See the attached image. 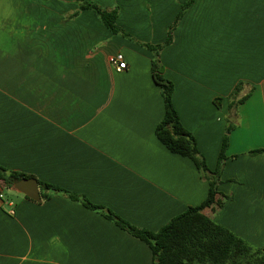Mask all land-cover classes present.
Here are the masks:
<instances>
[{"label": "crops", "instance_id": "1", "mask_svg": "<svg viewBox=\"0 0 264 264\" xmlns=\"http://www.w3.org/2000/svg\"><path fill=\"white\" fill-rule=\"evenodd\" d=\"M89 1L117 8L132 40L75 0H0V166L157 232L209 194L194 163L156 137L165 107L153 53L140 45L164 44L188 0ZM118 53L123 72L110 65ZM160 60L180 122L210 171L228 137L222 206L203 214L263 248L264 0H196ZM5 189L0 264H154L150 248L102 212Z\"/></svg>", "mask_w": 264, "mask_h": 264}, {"label": "trees", "instance_id": "2", "mask_svg": "<svg viewBox=\"0 0 264 264\" xmlns=\"http://www.w3.org/2000/svg\"><path fill=\"white\" fill-rule=\"evenodd\" d=\"M81 11L93 12L100 22L114 35L131 39L118 24L119 10L109 9L89 0H75ZM196 0H188L174 24L169 28L168 37L162 45L140 44L153 53V79L160 88L163 98L165 114L156 127V137L159 142L172 154L190 159L197 170L209 183L207 199L197 207H190L181 215L173 218L157 232L137 228L109 210L91 204L84 198L73 195L61 188L38 181L42 201L49 200L53 195L65 196L73 202L81 203L93 211H100L105 218L120 230L133 238L145 243L151 250L154 264H264V247L255 248L240 239L218 223L203 214L206 208L217 202L218 188L221 182V173L225 152L228 148V137L223 140L219 155L218 166L210 171L204 157L197 149L195 138L182 126L178 114L173 106V84L163 77V66L160 60L162 50L171 45L173 33L183 13ZM240 88L237 87V94ZM231 127L228 129V133ZM23 179H32L31 176L13 172L0 166V181L10 189Z\"/></svg>", "mask_w": 264, "mask_h": 264}, {"label": "water", "instance_id": "3", "mask_svg": "<svg viewBox=\"0 0 264 264\" xmlns=\"http://www.w3.org/2000/svg\"><path fill=\"white\" fill-rule=\"evenodd\" d=\"M13 189L35 202L40 203L42 201L39 193V185L36 179L20 180L14 184Z\"/></svg>", "mask_w": 264, "mask_h": 264}, {"label": "built area", "instance_id": "4", "mask_svg": "<svg viewBox=\"0 0 264 264\" xmlns=\"http://www.w3.org/2000/svg\"><path fill=\"white\" fill-rule=\"evenodd\" d=\"M110 65L113 67L117 72H123L128 68L127 61L125 56L121 53H118L110 58ZM0 199H4L3 193H0ZM8 203V202H7ZM12 208L10 209V214L15 215V210L11 203H8Z\"/></svg>", "mask_w": 264, "mask_h": 264}, {"label": "rangeland", "instance_id": "5", "mask_svg": "<svg viewBox=\"0 0 264 264\" xmlns=\"http://www.w3.org/2000/svg\"><path fill=\"white\" fill-rule=\"evenodd\" d=\"M230 120L232 121L233 119L232 118H230ZM1 184V186H4V184L3 183H0ZM6 193V194H5ZM6 195H7V197H9L10 198V193H9V191L8 190H4V196L6 197ZM7 197H6V199H7Z\"/></svg>", "mask_w": 264, "mask_h": 264}]
</instances>
